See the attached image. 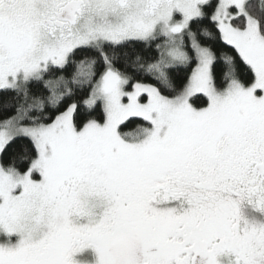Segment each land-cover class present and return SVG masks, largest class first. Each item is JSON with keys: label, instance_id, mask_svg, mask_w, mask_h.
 I'll return each instance as SVG.
<instances>
[{"label": "snow or ice", "instance_id": "obj_1", "mask_svg": "<svg viewBox=\"0 0 264 264\" xmlns=\"http://www.w3.org/2000/svg\"><path fill=\"white\" fill-rule=\"evenodd\" d=\"M0 264H264V0H0Z\"/></svg>", "mask_w": 264, "mask_h": 264}]
</instances>
